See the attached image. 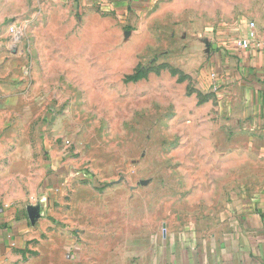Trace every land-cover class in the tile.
<instances>
[{"label": "rangeland", "instance_id": "374dc122", "mask_svg": "<svg viewBox=\"0 0 264 264\" xmlns=\"http://www.w3.org/2000/svg\"><path fill=\"white\" fill-rule=\"evenodd\" d=\"M234 3L161 0L129 19L43 8L21 39L10 16L0 96L20 98V113L0 116V141H20V169L0 155V193L23 211L47 200L46 256L140 264L164 229L208 225L233 197L264 194L250 93L211 76L208 22Z\"/></svg>", "mask_w": 264, "mask_h": 264}, {"label": "crops", "instance_id": "0c3cea01", "mask_svg": "<svg viewBox=\"0 0 264 264\" xmlns=\"http://www.w3.org/2000/svg\"><path fill=\"white\" fill-rule=\"evenodd\" d=\"M158 1L161 0H20V4L13 5L10 0H0V30L10 16H14L20 18L19 31H22L26 23L33 24L43 8L45 11L50 9L51 17L55 8L81 15L95 14L93 11L98 8L129 19L152 8ZM232 9L231 12L211 17L208 22L209 36L212 37L211 75H218L215 84L240 85L250 93L264 134V0H240L239 4L234 3ZM29 14L31 19L24 21ZM251 23L256 25V40L251 49H242L236 43L248 38ZM11 26L17 28V24ZM5 51L0 47V58ZM13 109H16V114L20 113V98L0 96V116L8 115ZM3 138L0 141L1 159L6 160L9 154H16L14 166H19L16 167L19 170L20 141L15 150H10L6 137ZM6 165L0 168L1 178L5 180L1 186H7L8 190V171L3 172L8 170ZM2 191L0 264H74L72 258L46 256L41 248L44 243L37 240L40 238V216L49 212L47 200L43 197L42 201L39 200L41 204L33 206L32 211H23L20 210V201L14 204V197L6 193L3 196ZM243 198L233 197L219 220L211 218L208 225L196 223L183 226L178 231L164 229L154 247L151 250L146 248L141 254L140 264H148L149 260L150 264H264V194H256L255 197L246 195ZM114 236L112 234V239ZM51 245L49 243L48 247ZM30 255L37 257L30 259ZM88 260L81 259L80 262L87 264Z\"/></svg>", "mask_w": 264, "mask_h": 264}, {"label": "built area", "instance_id": "2783aa9c", "mask_svg": "<svg viewBox=\"0 0 264 264\" xmlns=\"http://www.w3.org/2000/svg\"><path fill=\"white\" fill-rule=\"evenodd\" d=\"M256 25L255 23H251L250 24V32H249V36L247 39H242L240 41H238L236 44L238 47L242 48V49H251L253 42L256 40V29H255ZM11 32L13 33V36L15 39H21L22 37V33L21 31H19L18 28H11ZM212 79L214 81V83H216L218 81V75L217 74H212Z\"/></svg>", "mask_w": 264, "mask_h": 264}, {"label": "trees", "instance_id": "16d2710c", "mask_svg": "<svg viewBox=\"0 0 264 264\" xmlns=\"http://www.w3.org/2000/svg\"><path fill=\"white\" fill-rule=\"evenodd\" d=\"M138 80L137 78H134V81Z\"/></svg>", "mask_w": 264, "mask_h": 264}]
</instances>
